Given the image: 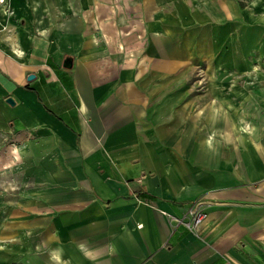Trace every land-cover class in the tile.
Returning a JSON list of instances; mask_svg holds the SVG:
<instances>
[{"label": "crops", "instance_id": "crops-1", "mask_svg": "<svg viewBox=\"0 0 264 264\" xmlns=\"http://www.w3.org/2000/svg\"><path fill=\"white\" fill-rule=\"evenodd\" d=\"M248 1L186 31L169 0L0 3V264H264V64L257 111L183 88L219 20L263 62Z\"/></svg>", "mask_w": 264, "mask_h": 264}, {"label": "rangeland", "instance_id": "rangeland-1", "mask_svg": "<svg viewBox=\"0 0 264 264\" xmlns=\"http://www.w3.org/2000/svg\"><path fill=\"white\" fill-rule=\"evenodd\" d=\"M4 1L2 3H4ZM234 1L236 0H169V4L166 9L169 14L182 15L184 24L183 27L186 31L191 28V24L196 23V19H199V22H202L204 18H209V15H213L217 8H223L224 4ZM237 1L238 3L244 4L243 6L246 7L245 10L251 11L248 0ZM121 7L124 8L123 6ZM237 13H241V11L239 10ZM224 23L225 22L223 20H219L216 21V23L213 22V25H206L212 32L213 36L216 35L220 38V42L216 43L214 52L197 53L196 55L199 54L200 58L198 59L197 57H194L193 61L188 66L185 65L183 75L189 79L185 81V85L183 86L184 91H191L187 89H191V87H193L200 93H235V95H232L231 102L233 108L235 106L240 107V104H242L243 108L247 109V111L251 112L252 106L255 111H257L259 110V100H254L255 97L252 95V97L247 95L248 100L241 99L246 95L241 96L240 94L245 92L256 93V90H259V64H264V58L262 60L263 62H260L259 49H253V51H249L246 54L225 51V49L228 50V48H234V45L229 47V44H226L224 42L225 40L222 39L224 33L227 32V30L223 29ZM231 25V30L235 31L239 29L236 22H232ZM235 48L241 47H238L237 45ZM232 78H236L238 80L242 78L244 80L241 81V84H232V81L229 82V80H227ZM211 79L217 81L215 83L213 81H208ZM191 80H193L195 84L192 85ZM216 99V101L211 102L215 103L216 111L223 109L224 104L229 107V104H227L228 102L225 103L223 99ZM214 118L216 121L218 120L216 116H214ZM207 120L208 116L206 112V114L200 118V123L207 125ZM233 120L234 119L232 117L231 121ZM210 135L213 136L214 134L211 133ZM156 151L158 153L163 152V150L159 149Z\"/></svg>", "mask_w": 264, "mask_h": 264}, {"label": "built area", "instance_id": "built-area-1", "mask_svg": "<svg viewBox=\"0 0 264 264\" xmlns=\"http://www.w3.org/2000/svg\"><path fill=\"white\" fill-rule=\"evenodd\" d=\"M3 1L4 0H0V3ZM189 212L191 214L189 220L184 221L181 218H178L177 220L183 222L189 229H196L201 220L204 218L205 212L199 207L192 208L189 210Z\"/></svg>", "mask_w": 264, "mask_h": 264}, {"label": "water", "instance_id": "water-1", "mask_svg": "<svg viewBox=\"0 0 264 264\" xmlns=\"http://www.w3.org/2000/svg\"><path fill=\"white\" fill-rule=\"evenodd\" d=\"M63 65L65 67H71L72 65V57L71 56H66L63 60ZM33 76V74H29L28 78H31ZM9 102H12L13 100L11 98L7 99Z\"/></svg>", "mask_w": 264, "mask_h": 264}]
</instances>
